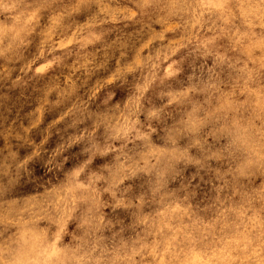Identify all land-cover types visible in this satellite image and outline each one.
I'll return each instance as SVG.
<instances>
[{"label":"rangeland","instance_id":"obj_1","mask_svg":"<svg viewBox=\"0 0 264 264\" xmlns=\"http://www.w3.org/2000/svg\"><path fill=\"white\" fill-rule=\"evenodd\" d=\"M20 2L0 0V38L6 29L10 30L0 44V219L7 216L18 222L11 231L19 228L30 236V243L18 246L14 252L17 264H66L70 254L64 245L69 243L68 237L50 232L48 224L54 218L56 202L86 195L92 179L90 172L85 176L81 170L83 164L73 166L74 160L82 161L88 155L89 145L84 141L72 144L71 140L86 133L96 117H111L112 112L119 116L115 109L100 111L108 107L104 101L109 96V105L119 101L120 110L125 105L132 106L138 94L136 84L146 83L153 64L159 63L158 74L170 73V79L183 76L181 62L193 47L183 45L194 34L209 42V53L220 44L234 49L228 56L235 68L223 66L220 79L226 83L220 85L221 92L215 94L213 106L234 112L242 105L246 115L257 123L264 118V70H260L264 64V28L260 27L264 8L260 5L264 0H241L249 7L240 10L234 26L229 25L232 31L224 37L218 36L219 29L214 33L199 25L191 31L185 28V23L195 24V20L189 21L181 7L182 0H161L167 7L153 11L150 18L139 17L131 0H26L31 7L24 15L14 7ZM215 2L202 0L204 6ZM9 43L11 48L4 52ZM223 53L224 49H219V54ZM190 59L203 69L198 75L205 81L213 75L214 68L221 71L215 67L216 55L193 52ZM135 65L143 67L134 68ZM98 85L103 87L95 91ZM69 91L87 107L82 105L77 118L62 120L63 100ZM151 92L149 88L140 101L145 108ZM139 119L145 121L146 114H140ZM152 140L155 147H162L169 143V136L161 134L157 139L153 134ZM137 143L140 150L142 143ZM188 143V138L180 139L175 145L177 152L183 153ZM212 145L209 138L203 155H211ZM37 146L40 154L34 157ZM104 164L105 159L100 157L92 162L93 168ZM208 167L215 168L216 162L209 160ZM178 171L175 183L196 194L192 207L177 202L152 227L151 231L159 235L144 237L143 226L135 232H125L122 239L127 247L121 249L116 244L115 251L109 253L116 264H129L121 257L153 248L164 251V260L171 264H264V211L260 207L264 192L260 191V180L248 186L246 196L233 210L202 211L204 204L197 205V201L203 200L204 192L211 187L210 176L192 165ZM53 172H64L60 183L49 179ZM125 186H131L130 190ZM120 189L119 195L129 199L138 195L131 181H124ZM104 211L112 213L111 208ZM116 214L124 220L125 210L117 208ZM74 227L69 222L67 231ZM109 235L104 230V236ZM103 243L113 247L107 239ZM157 244L159 247H155ZM99 252L100 249L94 255ZM140 258L134 256L137 264Z\"/></svg>","mask_w":264,"mask_h":264},{"label":"clouds","instance_id":"obj_2","mask_svg":"<svg viewBox=\"0 0 264 264\" xmlns=\"http://www.w3.org/2000/svg\"><path fill=\"white\" fill-rule=\"evenodd\" d=\"M131 3L141 18H150L153 11L162 6L167 7L162 5L161 0H131ZM260 6L264 8V2ZM14 7L24 15L31 5L26 0H21ZM181 7L188 14L189 21L195 20V24L185 23L184 27L189 31L199 25L214 33L219 29L218 36L224 37L232 31L229 25L234 26L241 14L240 10L249 5L241 3V0H216L207 6L202 4V0H182ZM260 27L264 28V13L261 14ZM9 31L5 30L0 44L8 37ZM14 39L13 36V41ZM188 44L193 47L181 62L179 70L183 76L170 79V73L158 74L159 63L153 64L145 78L146 83L136 84L138 94L132 106L125 105L124 110H120L119 101L109 105V96L104 101L108 107L100 111L111 112L115 109L119 111V116L112 112L111 117H96L95 123L86 133L71 140L72 144L84 141L89 145L86 149L88 155L82 161L74 160L73 166L83 164L84 168L81 170L85 176L90 172L92 179L88 181L86 195L75 200L65 197L56 202L54 218L48 224L50 232L58 231L68 237L69 243L64 245L66 252L70 254L66 264H89V261L91 264H116L109 253L115 251L116 244L121 249L127 247L122 239L125 232H135L143 226L144 237L159 235L160 233L151 231L152 227L162 221L177 202L191 208V201L195 200V192L189 191L187 187L180 188L175 183L178 170L185 165L197 166L210 176L208 183L211 187L204 192V199L197 201V205L204 204L202 211L217 208L233 210L234 205L246 196L248 186L255 184L257 179L261 182L260 191L264 192V118L257 123L246 115V109L242 105L233 112L221 111L212 104L215 94L221 92L220 85L226 83L220 79L224 72L223 66L227 64L228 68H235L228 56L234 49L220 44L214 46L216 51L209 53L206 51L209 42L195 38V34L183 46L188 47ZM11 46L9 43L3 51L7 52ZM221 48L224 49L223 55L219 54ZM193 52L203 56L216 55L215 67L221 71L216 72L214 68L209 80H203L198 75L203 69L194 65L190 59ZM137 67L143 66H134ZM260 70H264V64H261ZM100 87L103 85H98L95 91H99ZM149 88L152 92L147 97L148 107L145 108L140 101L145 99ZM63 103L62 120L65 117L77 118L78 113L83 111L82 105L87 107L71 91L65 95ZM140 114H146L145 121H140ZM153 134H156L157 139H161V134L168 135L169 143L155 147ZM185 138H188L189 143L183 153H178L175 145ZM209 138L213 141L214 150L210 156H205L203 147L208 144ZM117 142L119 148L116 147ZM137 142L142 143L140 150H137ZM39 154L37 146L33 156L39 157ZM97 157L105 159L102 168L92 166ZM209 160L216 162L215 168L208 167ZM63 177L64 172H53L49 179L58 184ZM73 180L75 181V174ZM126 180L131 181L138 193L131 199L119 195L120 186ZM130 187L125 186V190H130ZM260 207L264 211V199L261 200ZM106 208H111L112 213H106ZM117 208L125 210L124 220H128V223L118 218ZM106 216H112V219L106 220ZM69 222L75 225L71 232L67 231ZM17 223L7 216L0 219V225H3L0 228V264H17L14 258L16 248L30 243L28 232L19 228L15 232L11 231ZM104 230H108L110 235L105 237ZM104 239L112 243L111 249L108 244L103 243ZM98 249L100 252L96 256L94 254ZM78 253L83 255H77ZM164 254V251L157 252L153 248L143 253L137 251L134 255H126L121 259L129 264H137L134 256L139 255V264H171V261L164 260ZM146 256L153 259L147 260Z\"/></svg>","mask_w":264,"mask_h":264}]
</instances>
